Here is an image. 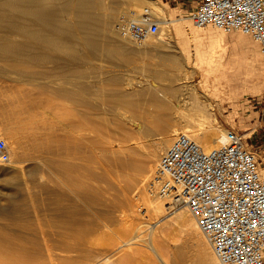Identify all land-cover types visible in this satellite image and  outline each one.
Wrapping results in <instances>:
<instances>
[{
	"label": "rangeland",
	"instance_id": "374dc122",
	"mask_svg": "<svg viewBox=\"0 0 264 264\" xmlns=\"http://www.w3.org/2000/svg\"><path fill=\"white\" fill-rule=\"evenodd\" d=\"M198 1L199 0H160V2L167 4L169 12L172 13L174 18L187 17L190 21V28L178 30L176 29V23L164 28L161 25L160 32L155 35V37L153 36L150 38L158 40L160 36H164L172 39L174 44L172 50L179 54L180 67L188 70H192L193 68L197 69L198 73L191 77V80L196 82V87L200 91V101L209 109V112L214 118V122L218 126L226 131L227 129H235L243 135L247 147L256 155L259 169L264 175V53H262L258 41L249 35H243L239 31L224 33L212 24L205 25V27H197L194 24L192 13ZM144 5L146 4H142L140 7ZM121 9L124 10V8ZM121 9L117 11L118 14L121 13ZM117 13L115 15L116 19H114L115 22L119 16ZM209 27L216 30L218 34L224 35L225 42L218 45L215 40L217 37L216 34L199 32V30H204ZM197 30L198 32H194ZM6 36L8 38V35H3L0 36V39ZM13 37L16 41H20L19 45V43H16L14 40L18 47L22 45L20 47L22 55L16 54L13 58L9 57L10 59L3 56L0 57V138L7 141L10 153V160L8 162L0 160V166L2 168L5 166L8 167L15 159H20L18 164H20L24 170V177L21 178V180L25 178L30 181V184H32L31 188L35 195V197L33 195V198L36 199L37 197L39 198L37 183H42V181L45 180L48 181L49 183L47 184L52 190L50 194L54 195L52 192L57 190H55V188H57V182L59 180H73L76 178L75 167L73 168L72 164L76 160L75 154L79 153L78 155L83 157L81 162L84 164L81 176L89 179L93 186H99L101 190H103L106 197L104 202L105 205L107 204L106 206H111L114 213L120 212V214L125 216L130 209L128 196L125 197L123 194V189L128 183V178H126V176L123 177L126 173L125 158L128 153L131 152L132 145L139 141V137L145 135V133L140 134L139 131L142 130L140 128L148 120L149 111L153 108L150 107V104L147 102L148 99H145L146 103L144 104V109L142 108V110H140L136 108L132 110L133 112L124 111L125 113H122L123 117L122 114L118 117L116 111L111 110L110 107H107L108 105L106 107L104 106L106 109L105 111L104 107H101L100 104L103 103L106 105L108 103L106 101L104 103V100L101 99L98 105H93L94 107L89 105L88 108L90 107L89 110L93 111V113L97 112L95 113L96 115H102L110 111L111 113L109 112L108 115L110 114L111 118L107 116L111 120L106 123H101L97 118V121L94 119L95 122L90 123L88 121V124L87 120L84 119V114L77 111V105L72 102L71 98L63 93H59L56 88L58 86L60 87V81H62L61 86L68 83L70 70L64 67L66 63L62 64L63 67L55 66L56 58H52L53 61H51L54 62V66H51V62L48 63L46 61L43 63L42 58L44 59L46 53L49 52V50L47 51L45 48V43L43 45L41 42L42 46L40 42H38L39 45L37 42L30 44L28 42L30 41L29 38L23 35H12L6 42L13 40ZM115 37L119 38L117 36ZM249 40L255 43H252V45H255L254 48L248 43ZM3 41L5 42V40ZM5 44L7 43H4V45L0 43V46H2L0 48L5 47ZM34 45L35 47H39L37 51L36 48L33 47ZM25 46H27L26 50L23 49V51L25 50L28 55V52L31 50L28 57H30L31 54L32 57H24L25 51L23 55L22 47L24 48ZM29 46L30 48H28ZM35 52H39L38 55L42 53L41 56H45H38ZM62 54V59L58 61L67 62L69 60L68 56L64 53ZM17 55V59H20L19 61L15 57ZM208 56H213L212 62L205 60ZM33 57L38 58L37 62L35 58V61L31 62ZM146 57L138 53L134 55L136 62L147 60V62H158L159 60V57L155 55ZM12 59H14L16 63L12 61ZM17 61L21 63L17 64ZM98 62L101 63L103 69H117V71H123L127 76L134 78V87L141 86L139 85L141 81L153 87H161L162 81L150 73H145L146 69H138L133 67V65L126 66V64L119 67L107 59H101ZM87 64L86 67L89 66ZM217 67H220V70L217 69ZM207 69L211 70V77L208 79V82L206 81V76H208L207 73H209ZM22 70L26 73L22 72ZM237 70L240 72L239 75L236 74ZM20 71L22 72L21 74ZM94 73L95 72H92V74L91 72L88 73L87 78L90 80L94 78L97 84L101 83L105 78V74L98 71L95 73V76H93ZM222 73H225V75ZM25 74L29 75L24 77L23 75ZM90 74L93 78L90 77ZM62 77L63 79H60ZM229 77H233L236 81L233 83L230 82ZM55 84L57 85L55 86ZM123 85L124 82L122 86ZM126 87H128L127 90L132 88L128 85H126ZM102 94L108 98L110 92H102ZM162 94H164L163 91H160L159 95L163 96ZM173 97L175 96H171L168 100L175 101V105L173 106L176 114H182L194 108L193 99L189 96L186 97L184 94H178L176 98L173 99ZM102 111H105V113ZM113 116H117V119L121 116L122 118H120V120L123 124H127V127L125 129L118 128L121 126V124L119 125L121 121H119V119H116V121L115 118H112ZM14 128L20 130L19 134L22 138V152L19 156H14V153L10 151V144L14 140V137H11V133L13 131L14 134V131H16ZM147 133L150 134H148L145 139L152 140L154 137L152 136V132ZM81 142L82 145H80ZM77 143L78 146L76 145ZM134 157L136 156H132L131 159ZM60 158L62 161H69L71 163L69 176L57 177V175H55L59 172L56 160ZM95 169L100 171L101 175L96 178H91L90 172ZM128 170L130 173L135 172V169L129 167ZM29 171H33L34 173L28 175ZM22 191L23 188L19 189L17 194H24V191ZM50 194L44 193L43 195L47 196ZM69 195L70 198L73 197L72 192H69ZM128 195H131L130 192ZM38 198L36 199L37 201L39 200ZM133 198L134 209H136L135 213L136 216L138 215L136 223L140 226L143 225L138 229L140 235L144 234L143 237L145 236L146 239L149 237L150 231L152 232V227H150L152 226V221L159 224V226L161 225V247L163 252H166L165 255L169 257L170 263L190 264V262H192L191 259L189 263L186 261L178 263L177 261H180V258L183 256L177 255V249H175V252H173V249L182 246V244L195 246L194 234L185 226L178 225L180 226L178 227L176 224L175 226L169 222L173 217L174 211L183 205H170V201V203H165L166 208L161 215H156L147 208V213L142 214L140 209L141 206H146V198L143 194L142 196L136 194V197L133 196ZM0 204L2 205L1 202ZM44 210L46 211L43 216L29 214L25 218L20 219L19 222L22 221V223L17 222V224L16 221L19 220L17 218L5 219L0 217V229L2 230H0L2 234H0V251H2V248H5L13 238L12 242L17 245L13 253L18 252V246H24L23 249L25 248L24 251L26 250L27 263L34 261L33 259H40L37 261L45 262L48 260L45 258L46 251L44 245H46V243L58 250L71 249L75 241H80L79 244H82H80V249L85 243L87 244L86 237L89 236L84 234L83 231L82 237H80V235L78 236V232L79 230L82 231L81 228H85L83 226L87 225L86 223L89 222V217L85 219L83 217V221H81V219L78 223L79 227L77 224L71 226L70 224H65V220L61 221L58 219V217H61L56 214L58 211L57 209L50 208L46 205ZM82 211H93L96 216V211L89 207H85ZM22 219H25V222ZM13 220H15V223ZM5 223L10 224L9 226L13 225L14 228L8 226V229L6 225V227L2 229ZM23 223H25V226H23ZM5 228L7 229L6 235L4 231ZM132 233L134 234V231ZM94 234H90V240L91 238L93 240V237H95V241L99 236L97 241L101 240L102 243L104 239L103 236L100 238L98 233ZM112 234L114 235L115 233L113 232ZM107 235L109 237L111 233ZM132 235L121 233L120 236L117 235L114 240L112 237V241L110 238H105L107 244H105L103 240L104 243L102 248L105 250L104 252L102 248L99 247L100 244H98L97 241H95V243L91 240L94 242L93 244H95V246H93L91 242L89 243L91 244L90 247H95L94 249L98 248L97 252H94L95 250L91 248L92 250L90 252L92 255L93 253L96 254V258L95 255H93L91 260L95 258L94 260L97 264H153L152 253L147 243L148 240H138L136 243L121 245L125 238L132 237ZM76 237L83 242L81 240L78 241ZM75 244L76 246L72 249H79V244L78 247L77 243ZM99 249L102 252H99V255H97ZM77 252H79V250ZM55 257L56 262H59V264H69L71 262L73 264H91L94 262V260L93 262H88L87 259L80 258L68 260L65 259V256L58 254ZM178 257L180 258L178 259Z\"/></svg>",
	"mask_w": 264,
	"mask_h": 264
},
{
	"label": "bare ground",
	"instance_id": "6f19581e",
	"mask_svg": "<svg viewBox=\"0 0 264 264\" xmlns=\"http://www.w3.org/2000/svg\"><path fill=\"white\" fill-rule=\"evenodd\" d=\"M142 4L150 5L152 7L154 13L159 17L160 24L163 28L168 27L173 23H176V29L178 30L190 28V21L187 17L174 18L172 13L169 12L167 4L160 2V0H0V36L8 35V38H10L12 35H23L29 38L30 41H27L30 44H34V42H40L41 44L42 42L44 45L45 43L46 47H43H45L47 51L49 50V52L46 53L44 59L42 58L43 63L46 61L48 63L53 61L52 58L57 59H55V66L63 67L62 64L66 63L64 67L70 70L68 76L69 84L67 83L65 84L66 86H61L62 81H60V87L58 86L56 88L59 93H63L71 98L72 102L77 105V111L84 114V119L87 120V122H95V120L97 121V118L101 123H106L111 120L109 119V117L111 118L110 114L108 115L110 111L107 110L108 112L105 113V107L107 105L111 110L116 111L118 117L124 111H132L136 108L140 110H142V108L144 109L146 98L148 99L147 102L150 104V107H153L149 111L147 117L148 120L140 128L142 130L139 129L140 134L145 133V135L139 137V141L132 145L131 152H129L125 158L126 173L122 175L123 177L126 176V178H128V183L123 189V194L125 197L128 196L130 204L129 212L125 216L120 214V212L114 213L111 206H106L107 204L105 205L104 203L106 197L103 190H101L99 186H93L89 179L81 176L84 164L81 162L83 157L78 155L79 153L75 154L76 160L72 164L73 168L75 167L76 178L73 180H59L57 182V188L54 187L55 190H57L52 192L54 195L50 194L52 190L47 184L49 183L48 181L45 180L42 181V183H37L39 191H36L39 194V198L37 197L39 199L38 201L36 200L37 198H33L34 191L31 188L32 184H30V181L25 178L21 180V178L24 177V170L22 166L18 164L20 159H15L12 161V164L8 165V167L5 166L2 168L0 166V202L2 203V205L0 204V217L5 219L17 218L19 219L16 221L17 224L21 218H25L29 214L43 216L46 211L44 210L46 205L50 208L57 209L58 211L56 214L61 217H58V219L61 221L65 220V224L67 223L71 226L78 225L83 217L84 219L89 217V222L86 223V226H83L85 228H81L82 231L78 228V236L80 235V237H82L83 231L84 234L89 236L86 237L87 244L85 243L81 249V243L79 244V240L81 239H78L77 237L76 239H78L79 242L75 241V243H77V247L79 244V249H72L76 246L75 243L71 249L65 250L54 249L52 245L46 243V245H44L46 251L45 258L48 260L45 262H38L37 260L40 259H33L34 261L31 260V263H27L25 254L26 250L24 251L25 248L23 249L24 246H18V252L13 253L17 245L12 242V238L11 242L0 251V264H59V262H56L55 256L57 254L65 256V259L68 260H72V258H80L87 259L88 262H93L96 258V254L93 253L95 258L91 260L93 255L90 251L93 247H90L91 244L89 243L94 241L95 237H93V240L91 238V241L90 234L98 233L100 238L103 236V240L105 241V244H107L106 239H111L113 237L114 240L117 235L120 236L121 233L132 235L133 231L134 234L132 237L125 238L121 245L136 243L138 240H148L147 243L149 244L152 253V263L171 264L169 257L165 255L166 252L164 253L161 247V225L159 226V224L152 221V226H150L152 227V232L150 231V234L148 235L150 237L152 233L150 239L149 237L147 239L145 236L143 237L144 234L140 235L138 229L143 225L140 226L136 223L138 215L136 216L135 213L136 209H134L133 196L136 197V194L142 196L143 194L146 198V206L144 205L145 208L150 209L152 213L156 215L163 214L166 208L165 203H170L171 201L170 196L166 191L161 195L149 194L147 187L157 169L162 155L170 147V142L172 144L174 138L180 133L185 132L197 141L203 149L207 150L226 140V130L214 122V118L209 112V109H207V107L200 101V91L196 87V82L191 80V77L196 75L198 71L195 68L188 70L180 67L179 54L172 50L174 46L172 39L160 36L158 40L148 37L142 42H135L128 37L121 36L115 29L114 25L116 22L114 19H116L115 15L119 9L124 8V12L130 13L140 8ZM121 10L123 11V9ZM235 31L241 32L240 30ZM194 32H198V30ZM199 32L216 34L217 37L215 40L218 45L225 42L224 35L218 34L216 30L210 27L204 30H199ZM241 33L243 35L245 34L243 32ZM115 36L119 38H116ZM8 38L6 36L5 38L0 39L1 44L3 43L4 45V43H7L5 44V47L0 48V57L3 56L8 59L9 57L13 58L16 54L22 55L20 52V47L22 45L18 47L16 44L18 40L16 41L13 37V40H8L9 42H6ZM3 40H5V42ZM248 43L250 45H252V43L255 44L250 40ZM254 46L255 45H252L253 48ZM26 47L27 46L24 48L22 47V51L23 49L26 50ZM33 47H35V45ZM28 48H30V46ZM35 48L37 51V48L39 47L36 46ZM30 52H28V55ZM35 53L38 55L39 52ZM62 53L68 56L69 60L67 62L58 61L62 59ZM136 53L143 54L145 57L155 55L159 57V60L158 62H147L148 60L136 62L134 59ZM28 55L25 51L24 57H28ZM15 57L17 59L18 55ZM30 57H32V54ZM34 58L37 62L38 58L36 57H33L31 62L35 61ZM14 59H12V61H15ZM101 59H107L119 67L126 64V66L133 65V67L138 69H146L147 72L145 71V73H150L162 81L161 87H153L142 81L139 83L141 86L134 87V78L127 76L122 70V72H120L119 70L117 71V69H103L101 63L98 62ZM17 60L19 61L20 59ZM205 60L212 62L213 56H208ZM18 61L17 64L21 63ZM50 64L51 66H54V62H51ZM86 64L89 66L86 67ZM217 69L220 70V67H217ZM209 70L210 69H207L209 72L207 73L208 76H206L207 82L211 77V70ZM98 71L105 74L104 80L99 84H97L91 76L92 72L96 73ZM22 72L24 71L22 70ZM22 72L20 71V74ZM90 72V77L93 78V80L87 78V75ZM95 73L93 76H95ZM222 74L225 75V73ZM236 74H240L239 70L236 71ZM27 75L29 74L23 76L26 77ZM60 79H63V77ZM229 81L233 83L236 80L233 77H229ZM123 82L124 85L126 83V85L131 86L132 88L127 90L128 87H126V85L122 86ZM56 85L57 84H55V86ZM160 91H163V96L159 95ZM102 92H110L108 98L103 96ZM178 94H184V96L192 98L194 108L182 114H176L173 106L175 105V101H170L168 98L175 96L173 97L174 99ZM101 99L104 100V103L105 101L108 103L106 105L103 103L100 104L101 107L105 106V111H102L105 114L100 112L102 115H96L95 113L97 112L93 113V111L89 110L90 107L88 108V106L98 105ZM114 116L112 118H115L116 120L117 116ZM122 117L120 116V118ZM120 118H118L119 121H121ZM120 124L121 126L118 128L125 129L127 127V124H123L122 121L119 125ZM14 129H16V131H14V134L13 131L11 133V137H14V140L10 144V151L14 153V156H19L22 152V138L19 134L20 130L18 128ZM147 132H152V136H154L152 140L145 139V137L150 134ZM76 145L78 146V143ZM80 145H82V142ZM132 156L136 157L131 159ZM56 163L59 172L55 175H57V177L65 175L69 176L71 163L69 161H62L61 158L57 159ZM128 167L135 169V172H132L133 174L130 173ZM260 172L262 174L261 170ZM28 173V175H32L34 172L29 171ZM100 175L101 173L97 169L90 172L91 178H96ZM22 188L24 194H17V191ZM69 192H72L73 197L70 198L71 194L69 195ZM129 192L131 195H128ZM42 193H49L51 196H44ZM183 206L178 207L174 211L173 217L169 222L172 225H182L189 228L194 234L195 246L182 244V246L174 248L173 252L177 249V255L183 256V259L178 257V259L180 258V261L178 260L177 262L183 263L186 261L189 263V260L191 259L192 262H190V264H217L218 260L213 247L206 239L204 233L200 230L196 217L186 205ZM85 207H89L92 210L94 209L96 211V216L93 211H82ZM22 220L25 222V219ZM13 221L15 223V220ZM81 221H83V219ZM19 223H22V221ZM23 224V226H25V223ZM4 225L5 226H3L2 229L6 227V225L8 227L10 224L5 223ZM9 227L14 228L13 225ZM4 231L6 232L7 229L5 228ZM113 232L115 234L117 233L116 237L115 234H112ZM110 233L111 235L108 237L107 234ZM6 234L7 232L5 235ZM98 238L99 236L95 241H97ZM103 240L102 243L101 240L97 241L101 248L103 247ZM94 242H92L93 246H95V244H93ZM97 249H94V252H97ZM78 250L79 252H77ZM102 251L104 252L105 250L102 248ZM102 251L99 249L97 255ZM91 264H97V262L94 260Z\"/></svg>",
	"mask_w": 264,
	"mask_h": 264
},
{
	"label": "built area",
	"instance_id": "2783aa9c",
	"mask_svg": "<svg viewBox=\"0 0 264 264\" xmlns=\"http://www.w3.org/2000/svg\"><path fill=\"white\" fill-rule=\"evenodd\" d=\"M194 24H212L224 33L240 30L259 42L264 53V0H199ZM115 29L142 42L161 30L150 5L119 14ZM0 160L8 162L7 141L0 138ZM165 191L170 205H186L212 245L217 264H264V175L243 135L227 129L226 140L203 149L188 133H180L162 155L147 187ZM140 212L147 213L141 206Z\"/></svg>",
	"mask_w": 264,
	"mask_h": 264
}]
</instances>
